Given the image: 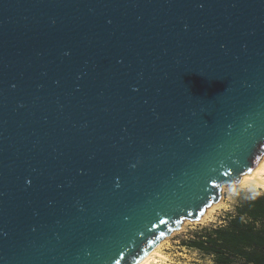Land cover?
Here are the masks:
<instances>
[{"label": "water", "instance_id": "water-1", "mask_svg": "<svg viewBox=\"0 0 264 264\" xmlns=\"http://www.w3.org/2000/svg\"><path fill=\"white\" fill-rule=\"evenodd\" d=\"M264 154V0H0V264H137Z\"/></svg>", "mask_w": 264, "mask_h": 264}, {"label": "trees", "instance_id": "trees-1", "mask_svg": "<svg viewBox=\"0 0 264 264\" xmlns=\"http://www.w3.org/2000/svg\"><path fill=\"white\" fill-rule=\"evenodd\" d=\"M204 233L185 245L212 256L214 264H264V193L248 194L224 225Z\"/></svg>", "mask_w": 264, "mask_h": 264}, {"label": "rangeland", "instance_id": "rangeland-1", "mask_svg": "<svg viewBox=\"0 0 264 264\" xmlns=\"http://www.w3.org/2000/svg\"><path fill=\"white\" fill-rule=\"evenodd\" d=\"M258 191L264 193V188L237 184L234 186L221 185L220 198L205 217L196 221L184 220L179 229L163 239L160 254L165 259L159 260L157 264H214L212 256L204 255L198 250L188 248L185 243L188 240L202 237L205 234L204 232L214 227L224 225L227 222V218L234 213L235 205L248 194ZM236 262L235 264L238 263Z\"/></svg>", "mask_w": 264, "mask_h": 264}, {"label": "bare ground", "instance_id": "bare-ground-1", "mask_svg": "<svg viewBox=\"0 0 264 264\" xmlns=\"http://www.w3.org/2000/svg\"><path fill=\"white\" fill-rule=\"evenodd\" d=\"M237 185L264 188V154L259 158L252 170L241 175ZM215 205L216 203H213L208 206L200 219L205 217L207 212L212 209ZM162 241L163 239L154 248L148 251L143 260H141L137 264H157L159 260H164L165 257L160 254V247L162 245Z\"/></svg>", "mask_w": 264, "mask_h": 264}]
</instances>
